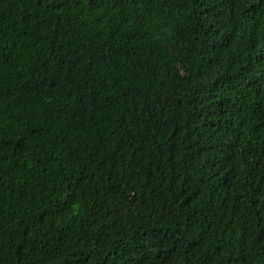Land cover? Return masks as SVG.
Here are the masks:
<instances>
[{
  "label": "trees",
  "instance_id": "16d2710c",
  "mask_svg": "<svg viewBox=\"0 0 264 264\" xmlns=\"http://www.w3.org/2000/svg\"><path fill=\"white\" fill-rule=\"evenodd\" d=\"M0 264H264V0H0Z\"/></svg>",
  "mask_w": 264,
  "mask_h": 264
}]
</instances>
